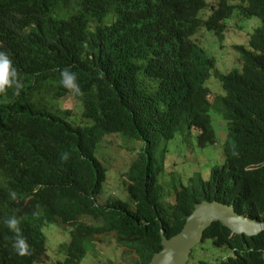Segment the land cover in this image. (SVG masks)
Here are the masks:
<instances>
[{
    "label": "trees",
    "instance_id": "trees-1",
    "mask_svg": "<svg viewBox=\"0 0 264 264\" xmlns=\"http://www.w3.org/2000/svg\"><path fill=\"white\" fill-rule=\"evenodd\" d=\"M215 1L216 8L205 0H0V51L21 83L18 95L0 93V264H41L46 223L69 233L65 258L53 264L79 262L87 241L109 231L137 264H148L162 249L161 231L179 233L203 200L264 221V0ZM234 16L260 26L248 47H234L240 71L221 75L195 38L202 28L221 38ZM64 68L76 74L79 95L60 84ZM211 76L224 93L215 103L228 130L225 159L208 179L181 184L171 204L151 148L192 131L201 147L215 142L205 87ZM68 93L81 104L78 122L43 98ZM111 134L141 146L127 174L128 200L100 203L106 168L95 152ZM13 215L28 255L12 250L5 220ZM207 241L229 249L216 264H264V232L239 236L214 222L199 245Z\"/></svg>",
    "mask_w": 264,
    "mask_h": 264
},
{
    "label": "rangeland",
    "instance_id": "rangeland-1",
    "mask_svg": "<svg viewBox=\"0 0 264 264\" xmlns=\"http://www.w3.org/2000/svg\"><path fill=\"white\" fill-rule=\"evenodd\" d=\"M207 4L216 8L215 0H205ZM204 18L209 11L201 14ZM228 23V24H227ZM221 38H217L213 32L200 29L197 32L195 45L203 50L207 57L215 60L214 69L218 74L226 75L233 70H239L241 62L239 54L234 50L235 46L248 47L249 36L253 28L260 26L258 19H239L234 16ZM209 90L208 101L210 103L209 116L211 128L214 133L215 142L201 147L197 144L198 134L191 132V136H176L168 142H162L160 147H152L151 153L161 164L162 170L157 180L162 184V195L168 202H175L176 191L181 184L195 186L198 184V176L208 179L212 168L221 165L225 159L224 144L227 140L228 130L221 118L220 103H215L218 97L223 98L224 93L221 84L216 76H211L205 82ZM43 98L60 111H68L70 120L78 119L81 116V104L72 93L58 98L57 94H50ZM56 99V100H55ZM141 144L137 140L123 139L117 134L106 135L96 147V156L106 168V180L98 194V202L104 203L111 198L128 200L126 180H128L129 168L132 162L138 157V150ZM162 150H165L162 154ZM82 219L91 222V217L83 216ZM45 235L46 254L41 264H53L63 260L66 255L65 247L69 241V233L64 228L54 223H46L42 226ZM187 264H201L207 258L212 259L214 264L222 257L229 254L228 248L214 247L207 241L198 245ZM138 256L132 248L121 245L116 241L113 232H101L87 241V252L85 256L74 264H137Z\"/></svg>",
    "mask_w": 264,
    "mask_h": 264
},
{
    "label": "water",
    "instance_id": "water-1",
    "mask_svg": "<svg viewBox=\"0 0 264 264\" xmlns=\"http://www.w3.org/2000/svg\"><path fill=\"white\" fill-rule=\"evenodd\" d=\"M214 222H220L239 236L253 237L264 232V221L238 213L233 205L203 200L194 205L179 233L167 238L161 231L162 249L148 264H187L192 250L201 243L205 231Z\"/></svg>",
    "mask_w": 264,
    "mask_h": 264
},
{
    "label": "clouds",
    "instance_id": "clouds-1",
    "mask_svg": "<svg viewBox=\"0 0 264 264\" xmlns=\"http://www.w3.org/2000/svg\"><path fill=\"white\" fill-rule=\"evenodd\" d=\"M59 75V82L63 87L71 90L74 95L80 94V86L73 71L69 68H64L60 70ZM20 88L21 83L18 79L17 69L13 66L9 55L5 51H0V93H5L7 89H12L13 94L18 95ZM62 158H67V153H64ZM11 195L14 197L15 194L12 193ZM5 224L13 233L12 250L18 256L30 254V246L21 234L19 219L14 215L10 216L5 220Z\"/></svg>",
    "mask_w": 264,
    "mask_h": 264
}]
</instances>
